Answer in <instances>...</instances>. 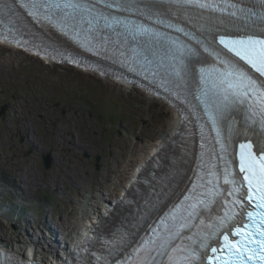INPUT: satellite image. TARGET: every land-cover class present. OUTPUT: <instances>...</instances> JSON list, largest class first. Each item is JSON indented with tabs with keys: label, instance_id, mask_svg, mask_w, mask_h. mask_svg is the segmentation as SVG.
Segmentation results:
<instances>
[{
	"label": "rangeland",
	"instance_id": "1",
	"mask_svg": "<svg viewBox=\"0 0 264 264\" xmlns=\"http://www.w3.org/2000/svg\"><path fill=\"white\" fill-rule=\"evenodd\" d=\"M47 61L0 44V112L10 103L0 113V235L21 245L24 254L43 237L53 246L40 245L49 263L54 253L70 248L97 207L104 211L123 194L170 129L175 110L136 84ZM49 106L57 109L49 112ZM20 130L33 143L22 142ZM47 152L55 158L49 169L42 158ZM13 194L42 207L33 206L27 215L7 212L4 203Z\"/></svg>",
	"mask_w": 264,
	"mask_h": 264
},
{
	"label": "snow or ice",
	"instance_id": "2",
	"mask_svg": "<svg viewBox=\"0 0 264 264\" xmlns=\"http://www.w3.org/2000/svg\"><path fill=\"white\" fill-rule=\"evenodd\" d=\"M15 0H0V17H9L15 15L14 5ZM137 0H119L116 5L118 7H124L126 10H131L132 5H135ZM23 7L29 10V15L33 18H43L52 21L54 14L61 13L66 18L75 21V13L78 11L87 12L91 14L92 8L88 5L87 0H27V3L22 4ZM111 6V5H109ZM202 7L205 5H201ZM145 10H150L148 4L144 5ZM72 9V13L69 14L65 10ZM41 10H46V14L41 17ZM243 12V9H241ZM236 15V13H232ZM255 15L249 13V16ZM105 20V26H109L107 17H103ZM261 22H264V15L259 17ZM82 22V21H81ZM89 27L92 25V21L89 20ZM114 24L121 23L119 20L113 18ZM74 26V25H73ZM63 30V29H61ZM138 32H147V29L138 28L135 29ZM7 39V37H4ZM221 43L225 44V47L229 51L233 52L237 57L245 60L253 68L256 69L262 76H264V39H256L252 36L239 40L225 41L221 37ZM207 50V49H205ZM196 55L194 50L188 48L186 50H180L179 56H174L173 59L177 60L178 66L173 69L176 76L183 79L182 73L186 72L189 65L185 63V59ZM224 69L217 72V79L212 82V87L204 92L205 97L209 98L213 105V111L210 113V119L213 125L216 126L219 122L228 118L232 109L237 108L239 105H243L252 93L256 99L254 103L250 104L247 111L251 115L246 116V123L252 126L251 130L255 136V141L248 140L247 143L240 144L239 154V171L243 173V181L240 182L239 187H234L229 195L233 193H239L243 198V182H247L248 195L247 200L254 203L258 212L248 211L247 218L248 223L244 225V229L236 228L235 231H229L227 228L228 221L234 220L235 214L229 216L227 213L224 218H221L217 224L209 225L210 231L200 237L199 241H192L193 244L198 243V247H189L185 249L187 254L180 258L182 264H203L201 252L202 249L206 250L210 247V241L217 239V234L224 230L222 237L223 242L220 247H211L212 256H209V261L213 264H253L256 253H260V259L255 260V264H264V91H261L257 85V81L254 80L247 72L236 65L230 60L222 62ZM201 81L204 82L205 69H201ZM215 71V69H213ZM259 93V95H256ZM255 109V110H254ZM259 115L260 119L257 121L255 117ZM258 126L259 131H256ZM232 128H229V135L231 137ZM248 129L245 130L247 133ZM239 134V133H237ZM255 147V150H254ZM232 173L226 172L225 183L236 184L235 178L228 179V176ZM237 198L234 200L235 204L241 205L242 199ZM186 199H188L186 197ZM200 204H205V201H198ZM195 211L196 205L191 206ZM241 215L243 213L241 212ZM174 219V217H173ZM186 227V225H181ZM258 228V230H257ZM156 230L153 229V232ZM171 230L168 232V237H160L157 241H145V243H152L155 246V250L160 254H166L163 249L170 247L171 245ZM238 237V239H230L229 236ZM253 238H256V242L253 243ZM191 239V238H189ZM143 247V245H142ZM226 253L225 255L216 256L217 252ZM251 252V255H246L247 252ZM169 264H178L177 259L169 255Z\"/></svg>",
	"mask_w": 264,
	"mask_h": 264
},
{
	"label": "bare ground",
	"instance_id": "3",
	"mask_svg": "<svg viewBox=\"0 0 264 264\" xmlns=\"http://www.w3.org/2000/svg\"><path fill=\"white\" fill-rule=\"evenodd\" d=\"M91 73V72H90ZM90 73H88V74H90ZM127 86H129V85H127ZM4 103H6L7 104V106L9 107V105H10V103H7V102H4ZM60 103H62V104H64L63 103V101H61ZM65 106L67 107V110H68V106L65 104ZM55 109H57V108H52V107H48V111L49 112H51V111H53V110H55ZM174 110H175V113H174V118H172V120L170 121V129H168L167 128V130H166V132H165V134L164 135H162L163 137H162V139L160 140L159 139V142L157 143V145H156V147L160 144V143H165L168 139H171L174 135L173 134H175V132H176V130H177V128H178V121H179V116H180V113H179V111L178 110H176L175 108H173ZM17 111V110H16ZM32 111H35L36 112V110L35 109H33ZM18 112V111H17ZM28 120H30V118H27ZM41 119H44V122H45V124H47V119H46V117H44V116H42L41 115ZM32 120H34V119H32ZM10 122H13V119L12 120H10ZM26 131V130H25ZM20 133H21V135L25 138V139H29L28 138V135L27 134H23V132H22V130H20ZM28 133V132H27ZM86 138V137H85ZM84 139V138H83ZM24 141V140H23ZM22 141V142H23ZM29 141L31 142V143H33V141H31L30 139H29ZM84 141V140H83ZM87 141H88V139H87ZM56 146H59L60 144L56 141V143H54ZM33 145V144H32ZM160 145H163V144H160ZM52 148H54V147H52ZM31 149H32V146H31ZM163 154H164V156L167 158V160H168V155H169V152H168V150L167 149H165V151L163 152ZM175 154V156L176 155H178V153L177 152H175L174 153ZM89 154H88V151H87V153L85 154V156H88ZM152 155V156H151ZM155 155V151H154V153L152 154H150L149 156H148V158H149V161H147V160H145L144 161V163H146V162H150V160L153 158V156ZM54 157H53V164H54ZM52 166V165H51ZM30 174V173H29ZM138 174H139V172H138ZM2 175V174H1ZM3 176V175H2ZM137 176V173H136V175H133V178H137L136 177ZM30 177H33V175L31 174L30 175ZM36 179V178H35ZM130 182H131V180H129ZM15 182H16V180H15ZM32 182V181H31ZM36 182V181H35ZM22 191H24V189H23V187L22 188H20ZM122 191V193H125V191H126V186L121 190ZM106 208H107V206L106 205H104V211H101L100 209H99V207H97V210L95 211V212H92L93 213V216L92 217H90L89 216V219H88V221H87V223L84 225L85 226V231H84V234H83V236L78 240V243L80 242V241H82L83 239H85V237L87 236V234L91 231V228H92V226L93 225H95V222H96V220H97V218H99V217H101L104 213H105V211H106ZM105 222H107V220L105 221ZM46 235V234H45ZM80 235V234H79ZM38 238H41L40 239V242H39V239ZM58 239V237H56L55 238V240H57ZM73 242V241H72ZM0 243L1 244H3V245H6L7 247H11V248H13V249H16V250H18V251H22V246L21 245H19V246H16L15 245V243H14V241L12 240V239H10L9 237H7V236H4V235H0ZM35 243H36V245L38 246V247H40V245L42 246V245H45V246H47V247H51V248H53V246L51 245H49L50 243L49 242H47L43 237H36V241H35ZM55 246V245H54ZM42 249V251H43V253H41V256L39 257V256H37L36 257V259H41V260H43V261H47L48 262V259H50V258H48V256L45 254V249H44V247H42L41 248ZM65 250H66V248H65ZM65 250H64V253H65ZM50 253H51V251H50ZM62 253V252H61ZM55 255H52V260L49 262L50 264H54V263H57L58 262V256L59 255H61V254H59V253H54ZM63 256H64V254L62 255V258L61 259H63Z\"/></svg>",
	"mask_w": 264,
	"mask_h": 264
},
{
	"label": "water",
	"instance_id": "4",
	"mask_svg": "<svg viewBox=\"0 0 264 264\" xmlns=\"http://www.w3.org/2000/svg\"><path fill=\"white\" fill-rule=\"evenodd\" d=\"M113 58H115L113 56ZM116 61H118V59L115 58ZM6 105L4 107H2V110L0 113H4V111L6 110ZM29 153V152H28ZM42 158H43V163H44V166L49 169L52 165V156H51V153L50 152H47V153H43L42 155ZM97 159V162H96V167L98 168L99 165H98V160H99V156L96 157Z\"/></svg>",
	"mask_w": 264,
	"mask_h": 264
},
{
	"label": "trees",
	"instance_id": "5",
	"mask_svg": "<svg viewBox=\"0 0 264 264\" xmlns=\"http://www.w3.org/2000/svg\"><path fill=\"white\" fill-rule=\"evenodd\" d=\"M44 199H49V195L48 196L44 195ZM4 206H6L5 208H9V207H12L13 204L9 200H5V205ZM16 208L19 209V212H21L22 214H25L28 211L27 209H23V208L19 207L18 205H16Z\"/></svg>",
	"mask_w": 264,
	"mask_h": 264
},
{
	"label": "flooded vegetation",
	"instance_id": "6",
	"mask_svg": "<svg viewBox=\"0 0 264 264\" xmlns=\"http://www.w3.org/2000/svg\"><path fill=\"white\" fill-rule=\"evenodd\" d=\"M66 113H67V111H65L64 113H62V114H63V116H64V115H66ZM21 141H23V140H21Z\"/></svg>",
	"mask_w": 264,
	"mask_h": 264
}]
</instances>
